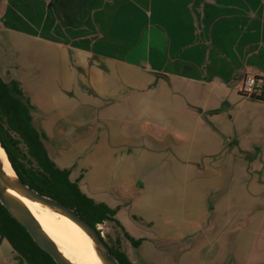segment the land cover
<instances>
[{
    "label": "rangeland",
    "instance_id": "1",
    "mask_svg": "<svg viewBox=\"0 0 264 264\" xmlns=\"http://www.w3.org/2000/svg\"><path fill=\"white\" fill-rule=\"evenodd\" d=\"M76 60L51 32L0 26V94L6 107L15 114L11 83L17 81L21 100L33 105V125L47 135L43 148L49 157L71 171L86 195L117 209L120 224L98 226L108 244L120 239L137 264L155 262L153 243H159L162 260L264 264V120L253 119L251 104L237 103L234 92L230 107L238 112L222 110L227 114L217 130L230 134L232 142L209 143L196 120L190 129L196 137L179 141L172 133L188 117L172 106L160 117V80L136 77L138 89H120L118 81L89 80ZM130 106L136 108L133 115L121 111ZM249 141L255 152L236 149ZM125 232L151 240L134 245ZM3 243L9 255L13 249Z\"/></svg>",
    "mask_w": 264,
    "mask_h": 264
},
{
    "label": "crops",
    "instance_id": "2",
    "mask_svg": "<svg viewBox=\"0 0 264 264\" xmlns=\"http://www.w3.org/2000/svg\"><path fill=\"white\" fill-rule=\"evenodd\" d=\"M0 26L51 32L58 46L77 58V69L89 80L118 81L120 89L130 90L138 89L136 77L160 80V117L168 116L164 112L169 106L188 117L186 125L175 126L172 133L179 141L196 137L190 131L196 120L209 143L232 142L216 125L227 114L224 108L238 112L230 107L234 92L237 103L251 104L253 119L264 120L262 113L256 116L264 110L259 106L264 101L239 94L249 68L257 69L264 82V0H0ZM168 99L173 104L165 103ZM131 107L121 111L133 115L136 108ZM249 142L242 147L238 142L236 149L255 152L254 142ZM3 244L0 239V264H19L14 251L7 255ZM155 244V262L147 264H187L160 259Z\"/></svg>",
    "mask_w": 264,
    "mask_h": 264
},
{
    "label": "trees",
    "instance_id": "3",
    "mask_svg": "<svg viewBox=\"0 0 264 264\" xmlns=\"http://www.w3.org/2000/svg\"><path fill=\"white\" fill-rule=\"evenodd\" d=\"M11 85L15 93L12 98L15 114L8 110L0 94V142L17 175L38 193L73 208L96 229L108 221L120 224L116 219V209L104 202H96L86 195L78 182L71 179V171L58 167L49 157L43 148L47 135L38 130L32 122L31 101L28 98L25 102L21 100L23 91L17 81H13ZM257 100L264 101V96ZM98 233L102 235L99 229ZM125 236L132 244H140V240H135L126 232ZM0 239L9 242L19 264H57L1 203ZM106 243L121 264H133L121 248L120 239L116 240L115 246L109 245L107 241Z\"/></svg>",
    "mask_w": 264,
    "mask_h": 264
},
{
    "label": "water",
    "instance_id": "4",
    "mask_svg": "<svg viewBox=\"0 0 264 264\" xmlns=\"http://www.w3.org/2000/svg\"><path fill=\"white\" fill-rule=\"evenodd\" d=\"M0 147L6 153L10 164V168H8L0 159V203L28 231L41 249L48 253L57 264H71L61 246L40 227L35 218L26 210L20 201V196L36 203L46 204L80 225L91 236L100 264H121L111 252L103 235L98 233V229L92 226L73 208L54 198L38 193L24 183L14 170L1 142Z\"/></svg>",
    "mask_w": 264,
    "mask_h": 264
},
{
    "label": "bare ground",
    "instance_id": "5",
    "mask_svg": "<svg viewBox=\"0 0 264 264\" xmlns=\"http://www.w3.org/2000/svg\"><path fill=\"white\" fill-rule=\"evenodd\" d=\"M0 159L10 168L6 153L0 147ZM26 210L40 227L61 246L71 264H100L91 236L77 223L54 208L20 196Z\"/></svg>",
    "mask_w": 264,
    "mask_h": 264
},
{
    "label": "built area",
    "instance_id": "6",
    "mask_svg": "<svg viewBox=\"0 0 264 264\" xmlns=\"http://www.w3.org/2000/svg\"><path fill=\"white\" fill-rule=\"evenodd\" d=\"M240 93L250 99H260L264 96V82L257 69L249 68L240 85Z\"/></svg>",
    "mask_w": 264,
    "mask_h": 264
}]
</instances>
